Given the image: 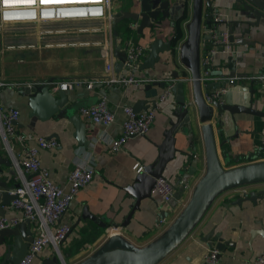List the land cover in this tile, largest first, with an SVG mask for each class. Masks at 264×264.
<instances>
[{
  "label": "crops",
  "instance_id": "0c3cea01",
  "mask_svg": "<svg viewBox=\"0 0 264 264\" xmlns=\"http://www.w3.org/2000/svg\"><path fill=\"white\" fill-rule=\"evenodd\" d=\"M131 1L111 0V14L114 16L123 9L134 8ZM214 4L225 13L226 21L221 24V28L228 29L233 20L242 18L239 14L242 5L237 0H214ZM204 7L206 13L208 11L206 1ZM192 14L193 6L190 0L180 20L174 24H171L170 20L163 22L162 29H158L157 35L165 40L171 39L174 49L162 52L161 60L156 63V66L137 72L139 75H147L152 79L162 78L176 68L180 69L185 76L191 75L186 64L180 61L178 52L188 37V23ZM98 20L101 25L93 29H77L69 32L62 29L63 31L46 35H41V30L44 27L60 28L66 23L73 24V22L21 23L22 29L27 32L13 34L10 40H6V44L25 42L32 45L25 48H8L6 46L9 50L7 52L10 54L4 61L0 58V80L5 82L0 87V106L5 110L10 108L20 110L21 114L15 121L19 130L35 135L55 137L60 142L59 147L44 148L40 153L42 163L49 169L52 178L61 186L67 187L69 174L78 159H92L96 165L94 179L79 191L60 219V221L71 224L72 228L68 237L59 244L61 254L67 264H75L95 253L102 247L108 235L120 234L138 247L156 240L182 212L197 183L206 173L205 145L203 136L199 132L196 148L200 161L193 175H185L188 186L184 188L179 181L181 178L178 173L180 155L172 160L165 170L164 175L173 180L183 191L178 192V188H175V195L168 203H163L161 198L156 196L161 203V212L162 210L166 212L163 216L164 221L157 220L160 209L156 205L153 206L151 201L147 205L146 200L142 203L141 208L135 211L127 226L114 227L112 226L113 222L122 224L133 203L134 198L126 190V186L133 182L137 174L134 164L137 161L148 164L158 154L157 145L164 138V131L169 126V114L171 109L176 106L174 94L171 92L161 102L149 132L145 135L128 138L123 148L117 151L103 142H98L95 146L91 144L94 136L104 127L82 116L80 109L77 112L86 124L87 137L90 139L88 146L79 144L75 135L77 133L76 126L68 116H53L43 121L40 117L30 115L29 97L22 92L27 85L18 86L16 82L26 79L21 82L32 83L48 81L50 78L55 82H60L64 79L84 77L95 81L94 89L79 87L67 90L70 103L76 100L95 102L101 94L105 93L109 103L117 110L116 119L108 127V130L114 136H118L122 132V123L125 119L123 107L133 105L137 99L144 98L145 94L142 87L135 84L118 86L104 83L106 56L103 50L113 46L114 53H120L129 39L149 45V37L141 36L136 29L129 37H126L123 32L124 21L119 23L111 21V33L107 20ZM9 25L15 26V24ZM207 27L213 30L215 36L214 24L205 25V28ZM205 28L203 27L202 34L205 33ZM115 30L119 31L117 35ZM235 30L238 36L237 40H241L243 36L240 35V25ZM244 36L249 43L239 45L229 52L217 51L214 37L209 40L202 38V54L212 63L221 65L225 73H228L229 69L222 65L228 53L243 56L242 61H237V64L242 65L237 70L239 72L249 70L258 72L260 81L257 84L258 93L254 106L264 112V87L261 82L264 76V18L259 26H251V31ZM69 39L78 43L69 44L66 42ZM48 42L53 44L48 45ZM33 62L35 67H32ZM202 72L204 75V70ZM212 78L219 79V76H212ZM244 81L246 85L242 86L239 83L231 86L233 101L248 102L250 83L248 79H244ZM185 93L190 99L193 97V88L190 82L186 83ZM240 117L238 127L235 125L232 128L233 131L237 128L241 130L240 137L233 139L226 147H219V154L225 168L264 160V153L259 149L263 138L264 115L244 114ZM217 142H219V138ZM30 143H36V140L30 141ZM176 145L184 149L190 147L189 138L180 135ZM0 153L3 156L10 155L1 134ZM2 166L6 170L8 169L4 164ZM183 171L186 172V169ZM12 180L16 181L15 177H12ZM262 187H264V181L253 184L249 190ZM243 193L238 186L218 194L193 230L157 264H205V253L210 244L204 241L203 237L212 232H221L225 239L235 241L233 245L227 246L226 250L220 253L219 258L223 264H256L257 255L264 250V237L259 233V229L264 228V199L257 204L246 201L242 207L233 204L232 201ZM84 208H88L90 212L102 218L106 225L102 226L91 218L82 217ZM19 213L20 210L12 209L9 205L6 206V214ZM252 230L258 231L252 235ZM4 254L5 245L0 244V262L4 258ZM56 254L54 247L48 245L32 264H43L45 259L53 258ZM58 262V264H63L62 261Z\"/></svg>",
  "mask_w": 264,
  "mask_h": 264
},
{
  "label": "water",
  "instance_id": "95a60500",
  "mask_svg": "<svg viewBox=\"0 0 264 264\" xmlns=\"http://www.w3.org/2000/svg\"><path fill=\"white\" fill-rule=\"evenodd\" d=\"M205 1L206 8H208L206 13L204 11ZM237 1L242 5L239 11L242 18L233 20L228 29H223L221 24L215 20L214 0H191L193 14L188 23V37L182 43L180 52L176 49L180 61L186 64L191 75L185 76L180 69L176 68L162 78L148 79L141 86L145 97L137 99L133 104L136 111L147 109L151 105L155 106L157 97L169 86L175 96L176 106L169 114V126L164 131V138L157 145L156 158L144 164L143 170L137 172L133 182L126 186V190L134 198L129 213L122 224L113 222L112 226H127L135 211L140 209L146 200L147 205L151 201L153 206L161 208V203L153 193V188L156 179L164 175L168 164L178 158V155H180L178 173L181 177L179 181L186 182L185 175L195 173L200 161L196 147L198 135L201 132L205 145L206 173L197 183L190 200L166 231L151 243L138 247L120 234L108 235L102 247L75 264H157L193 230L218 194L230 188L264 181V160L225 168L219 154V147H226L233 139L240 137L241 130L237 128L233 131L232 128L235 125L238 127L241 115H264L263 111L254 106L258 93L257 84L260 81L258 72H250V70L239 72L237 68L242 65L237 64V61H242L243 56L228 53L222 65L229 69V72L225 73L221 65L218 66L209 59L207 60L201 49L202 38L209 40L214 37L216 39L214 45L220 52L233 51L237 46L249 43L244 35L251 31V26H259L264 18V0ZM131 2L134 8L123 9L119 14H114L113 21L115 23L124 21L130 29H133L132 23L136 22L137 33L143 37H149V51L141 63L140 70L152 69L161 60L162 52L174 49L171 39L165 40L157 35L158 29H162L165 20H170L171 24L180 20L190 0H132ZM213 24L216 31L215 36L210 27L205 28V25ZM239 25L240 35L243 36L241 40H237L238 36L235 32V28ZM203 27L205 33L202 34ZM118 33L119 31L115 30V34ZM225 33L228 42L224 40ZM227 45L230 46L229 50L226 49ZM115 67L117 71L122 69L123 57L115 63ZM202 70L205 72L204 75ZM212 76H219V79H214ZM244 79H248L250 83L248 102L233 101L231 86L239 83L242 86L246 85ZM188 82L193 88L191 99L185 93ZM54 83L55 80L50 78L48 81L33 82L24 87L22 92L29 97L30 115L40 117L43 121L53 116H68L76 126L75 135L79 144L88 146L90 139L87 137L86 124L77 110L92 105L96 101L76 100L70 103L69 94L65 89L52 90ZM180 135L189 138L190 147L184 149L176 145ZM218 138L219 142H217ZM2 164L8 169L6 170ZM184 169L186 172L183 171ZM12 177H14V170L10 155L3 156L0 153L1 215L6 214V206L10 205L16 197L14 191L19 183L12 180ZM171 181L174 187L178 188V185L173 180ZM182 191L178 188V192ZM263 199L264 187L253 188L239 195L232 203L242 207L246 201L257 204ZM159 211L158 221L166 213L165 210L161 212L160 209ZM82 217L91 218L102 226L106 225L102 218L97 217L88 208H84ZM31 227L32 222L27 218L15 226L0 229V244L5 245L4 258L0 264H18L25 257L34 237ZM259 230L264 237V228ZM257 231L252 230V235ZM203 240L214 245L219 250V256L227 246L235 243L233 240L225 239L221 232L209 233L203 237ZM56 253L55 257L45 259L43 264H56L58 261L67 264L61 251Z\"/></svg>",
  "mask_w": 264,
  "mask_h": 264
},
{
  "label": "built area",
  "instance_id": "2783aa9c",
  "mask_svg": "<svg viewBox=\"0 0 264 264\" xmlns=\"http://www.w3.org/2000/svg\"><path fill=\"white\" fill-rule=\"evenodd\" d=\"M111 5V0H63V2L51 3H41L40 0H35V3L14 2L12 0L7 4L4 3V0H0V31L9 24H48L50 22L102 19L107 20L112 33L111 21H113L114 16L110 12ZM214 15L216 22L222 24L226 21L225 13L218 7H215ZM136 26V22L132 23L133 29ZM60 31L63 30L51 26L50 28L44 27L41 30V35ZM224 40L228 42L226 33ZM66 42L69 44L78 43L70 39ZM47 44L52 45L53 43L48 42ZM31 45L21 42L9 43L7 47L25 48ZM226 49L229 50L230 46L227 45ZM148 51V44L143 45L133 39L128 40L127 45L122 48L120 53H114L113 46L110 49H104L103 53L106 56L104 83L118 86L131 84L142 86L148 79L152 80V78H146L147 75L141 76L137 73L141 71V63ZM121 57H123V67L117 71L115 63ZM261 82L264 87V76ZM32 83L16 82L18 86L31 85ZM4 84L5 82L0 80V87ZM79 87L94 89L95 81L84 77L64 79L55 82L52 90L56 91L62 88L67 91ZM170 93L169 86L157 97L155 106L151 105L141 111H136L133 105L124 106L125 119L122 123V132L118 136H114L108 130V127L116 119L117 110L109 103L106 94H101L94 104L80 109L82 116L104 127L101 132L94 136L91 144L95 146L98 142H103L117 151L123 148L128 138L147 134L155 120L161 102ZM20 114L18 108L5 110L0 106V134L11 155L14 177L19 183L14 191L16 197L11 201L9 207L20 210L19 214H0V229L15 226L27 218L31 220L33 241L27 254L18 264H32L48 245H52L56 252L60 251V242L67 238L72 230L71 224L60 221V219L79 191L94 179L96 165L92 159H78L69 174L68 186L58 184L52 178L49 169L43 165L40 153L44 148L59 147L60 142L55 137L35 135L19 130L15 121ZM32 140H36V143H30ZM259 149L264 153V129ZM143 167L144 164L140 161L134 164L137 172L143 170ZM181 183L184 188L188 186L186 182L181 181ZM253 184L255 183L241 185L239 188L242 192H247ZM153 193L160 197L163 203H168L175 195V187L171 179L163 175L156 179ZM161 221H164V217L159 219V222ZM255 262L256 264H264V250L257 255ZM205 264H223L219 258V250L214 245L207 248Z\"/></svg>",
  "mask_w": 264,
  "mask_h": 264
},
{
  "label": "rangeland",
  "instance_id": "374dc122",
  "mask_svg": "<svg viewBox=\"0 0 264 264\" xmlns=\"http://www.w3.org/2000/svg\"><path fill=\"white\" fill-rule=\"evenodd\" d=\"M73 24L70 23H66V25H62L60 26L61 29L65 30L66 32H69L70 30H77V29H93L94 27H97L99 25H101L100 20H79V21H72ZM82 24V25H80ZM27 31L25 29H22L21 25H15V26H5L2 30V32L0 33V58H2L1 60H6L7 55H9L10 53H8L7 51H9L6 46V40H10L13 34H23L26 33ZM80 33V32H79ZM5 40V42H3ZM35 67V63L33 62V66ZM26 79H21L18 82H21ZM22 83V82H21Z\"/></svg>",
  "mask_w": 264,
  "mask_h": 264
},
{
  "label": "snow or ice",
  "instance_id": "6c2138e0",
  "mask_svg": "<svg viewBox=\"0 0 264 264\" xmlns=\"http://www.w3.org/2000/svg\"><path fill=\"white\" fill-rule=\"evenodd\" d=\"M12 2V0H4V3L7 4ZM14 2H26V3H35V0H14ZM41 3H51V2H63V0H40Z\"/></svg>",
  "mask_w": 264,
  "mask_h": 264
},
{
  "label": "trees",
  "instance_id": "16d2710c",
  "mask_svg": "<svg viewBox=\"0 0 264 264\" xmlns=\"http://www.w3.org/2000/svg\"><path fill=\"white\" fill-rule=\"evenodd\" d=\"M123 32L126 34V37H129L133 32L134 29H130L129 27L126 26V24H123ZM59 262H57L58 264Z\"/></svg>",
  "mask_w": 264,
  "mask_h": 264
}]
</instances>
